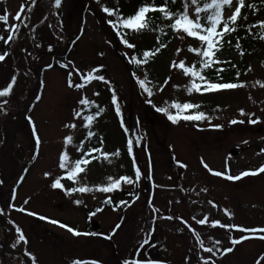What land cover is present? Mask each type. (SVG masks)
<instances>
[{"label":"rangeland","instance_id":"obj_1","mask_svg":"<svg viewBox=\"0 0 264 264\" xmlns=\"http://www.w3.org/2000/svg\"><path fill=\"white\" fill-rule=\"evenodd\" d=\"M26 1L0 0V14L8 13V25L21 22ZM102 2L111 8L116 0H100V3H94L90 12L85 15L84 32L70 57L57 62L60 67L66 66L60 69H46L43 72L41 98L29 116L38 133L37 151L33 150L29 136L16 133L15 118L5 121L3 129L5 144L0 162L2 178L7 187L2 191L0 203L3 206V216L20 230L19 234L29 238L30 242L23 241V247L27 249L21 248V251L29 257L32 264H62L63 262L53 257L63 253L77 258L92 253L98 255L100 259L108 258L113 247L122 260L133 259L138 248L141 250L146 247L150 252L151 249L158 247L163 257L169 259L167 261L176 264H202L204 258L209 259V264L213 261L215 264H256L257 257L264 254V250H261L263 242L258 238L264 233L250 236L232 245L230 242L232 238L238 239L242 235L250 234L212 227L210 224L202 226L195 221L207 217L210 221L218 220L222 224L241 225L249 229L264 227V176L249 178L238 183L242 185L234 186L209 171L211 169L223 172L227 168L229 175H236L237 172L246 170L245 168L254 169L253 167L264 165V151H261L264 149V44L258 51L260 61H248L252 71L244 70V73L251 78L244 87L220 97L222 101L228 103L222 108L224 110L221 113L220 110L213 111L209 117L210 121L203 124L183 120L173 124L155 108L170 106L169 98L176 92L174 86L189 82L190 76H186L182 69L174 67L172 85L165 89L166 94L149 88L152 93L149 96L143 91L137 83L138 80H143V76L139 72L131 75L130 65L126 61L127 54H123L105 23ZM185 2H189L188 11L190 14L193 13L190 0H180L182 4ZM18 11L19 19H13ZM222 11L225 17L232 12L223 9ZM9 30H6L4 22H0V42ZM251 32L255 33V30L252 29ZM43 35L41 30L40 39ZM173 46L175 64L184 61L186 66L199 68V57L188 51L189 42L185 35L180 33ZM235 46L236 40H233L231 47L217 51L216 57L224 63L204 69L202 74L209 77L215 68L238 62L240 54L238 47ZM178 48L179 53L176 51ZM45 63L48 65L47 61ZM92 70H96L93 75H99L104 79L83 81L80 73ZM5 73L7 72L0 71V86L6 81L3 76ZM69 73L72 74L73 83H84V87L81 89L68 87ZM113 94L117 97L120 116H117L115 106L112 104ZM193 95L194 91L188 92L184 97L191 99ZM81 98L91 102L107 100L112 104L114 118L123 123L126 141H131L136 167L142 170L140 177L135 175L134 179H130L133 159L128 156L124 140L119 135L118 124L108 118L109 125L104 132L100 119H96L92 124L97 125L91 130L94 133L92 138L101 140L102 152L112 154L119 150V155H109L105 158L100 153H94L90 157V163L84 166L85 170L79 173L76 179L78 183L98 190L109 184V177L112 180L114 177L119 178L120 166L125 164L127 167L126 173L120 176H127L132 183L121 181L109 192L82 199V206L84 205L87 215L92 212L91 218L100 225V235L106 236V242L111 243L113 247L100 238L80 236L78 238L48 225L46 230L49 233H42L40 227L36 229L27 217L21 215L22 211L16 210L29 208L38 213L47 212L54 218H63L61 222L70 223L73 227L75 225L72 220H77L81 227L85 225L86 212L72 206L73 197L60 189L51 188L52 183L58 178L64 191L74 188L67 179L59 175L63 172L61 168L60 172L57 169V157L61 152H66L71 164L81 156L75 147L77 142L85 140L87 132L90 131L85 130L84 134H77L76 129H81L85 125L83 120L85 115L81 111L84 105L78 103ZM148 98L155 101L153 110L155 116L145 121L144 106ZM174 101L185 102L181 99ZM199 101L202 102L199 108L191 109L189 113L211 109L215 98L207 94L196 98V103ZM102 108L106 113V108L104 106ZM241 109L244 115L240 114ZM168 110L173 112L171 107ZM76 111H81V115L74 118ZM249 119L257 122L250 124ZM232 120L243 123H230ZM69 124H75L76 127L69 128L67 127ZM66 136L72 137V142L67 146L64 145ZM111 136L114 139L113 144ZM18 152H22L20 160H17ZM177 161L186 167H180ZM201 161L208 167L205 168ZM24 166H30L29 172L21 188L16 191L17 195L11 203L14 207L10 208L8 200L12 199L13 187L20 179L18 173H22ZM149 175L151 179L147 178ZM123 193L128 194L129 198H122ZM77 195L80 196L79 193ZM27 197L31 200L29 201ZM110 198H114L117 203L114 207L110 205L106 210L102 201L104 199L111 201ZM97 208L101 211L97 212ZM225 210L231 213L230 217ZM177 217L186 224L181 223V219H176ZM67 219L69 220L66 221ZM117 225L120 227L116 228ZM197 235L204 247L214 250L231 247L233 251L227 253L218 251L215 256H211V253L203 251L201 244L197 242ZM42 236H46L57 245V248L50 249L48 241H39V237ZM144 240H148V244L140 248ZM215 241L220 243L214 244Z\"/></svg>","mask_w":264,"mask_h":264},{"label":"snow or ice","instance_id":"obj_2","mask_svg":"<svg viewBox=\"0 0 264 264\" xmlns=\"http://www.w3.org/2000/svg\"><path fill=\"white\" fill-rule=\"evenodd\" d=\"M172 3H175V0H171ZM61 3V0H55V5L59 6ZM190 4L194 9L193 13H189V2H185L182 4V11H176L173 12L168 7V0H163V2L159 5L151 4L148 2V0H144V2L138 6L137 10L134 14L128 15L127 17H124L122 14L118 12V10H114L112 8L102 6V11L107 14L108 17L116 16L115 20L109 19L107 23L116 31L117 36L120 37V43L123 44L128 49H134L135 45L127 39L126 35H121V29L128 30L134 33H138L142 30H147L150 27L151 23V17L148 15L150 12H159L162 14V17L164 19L169 20L170 28L173 32H182L187 37L194 38L197 40L200 44L198 47H192L191 45L188 46V51L194 53L199 57V68L196 67H189L186 66L184 61H180L179 64H173L172 67H178L182 69L183 73L186 76H190L192 79V83L187 88V91L189 93L196 91L197 93H204V92H210V91H219V90H231L235 89L238 86H243L242 84H237L234 82H222V83H216L208 80L203 74L202 71L204 69L212 68L213 65H219L224 63V61L219 60L216 57V52L219 51L220 45L222 43V37L224 34L233 32L235 30V24L238 20V17L241 13V8L244 6L243 0H236L235 8L231 12L230 15L226 16L224 15L222 9L225 6L231 7L232 6V0H190ZM23 7V6H22ZM248 7H252V5H248ZM22 10V9H21ZM20 17V11L16 13V15L13 17V19L18 20ZM8 20V13L5 12L4 14H0V22L5 23L6 30H9L8 38L4 40V43H8L9 40L13 38V33L17 29V24H7ZM262 28H264V21L258 22ZM222 25V27H220ZM219 29V30H218ZM261 38L264 39V34L261 35ZM160 47H164L163 44H160ZM160 47L156 49L158 52L160 50ZM237 47H239V44H237ZM51 51V48L49 49ZM178 53L180 49L178 48L176 50ZM7 53H4L3 55H0V61H3L5 59V56ZM155 53L151 52L150 50H145L143 52L144 59H138L136 55H132L129 58L130 63H134L137 67H139L142 64H145L147 60L154 56ZM66 65H61V67H65ZM47 67H51V65H47ZM233 67H235L233 65ZM223 68H215L216 75H219L220 72H222ZM96 70L89 71L87 73H80L81 79L83 81L91 82L92 80H103V77H100L99 75H93V73ZM71 73H69V80H68V87L72 88L75 87L77 89H81L84 87V83L77 82L73 83L71 79ZM239 76V73L236 74ZM199 80L201 83H196L195 81ZM15 77H12L11 80L8 82V84L0 89V97H6L9 95L11 89L14 86ZM137 83L139 84L140 88L147 92L149 96H151V89H149L147 85V80H138ZM168 80L165 79L164 84H167ZM175 87V86H174ZM95 94V93H94ZM39 99V97H37ZM112 104L115 106V111L117 116H120V109L117 105V97L115 94L111 97ZM78 103L80 105L84 106H91V101L81 98ZM146 103L151 104V99L146 100ZM171 107L172 109H175V113H170L168 108ZM199 108V105L190 103V102H184V103H178L173 101L170 106L165 107H156L155 110L159 113L164 114L167 119L173 123L176 124L178 120L183 119L184 121H201L204 119H210L206 117L205 113L194 111L189 113L188 110L191 109H197ZM84 109H81L83 111ZM81 111H76L74 113V118L81 115ZM103 109L100 108L96 111L95 115L98 116L100 112H102ZM240 114L244 115L243 109L240 110ZM83 120L85 121V127L91 128V122L94 120V115L89 114L85 115L83 117ZM28 121L30 125H33V136L36 137L37 143H39L38 135L35 131L33 121L30 117H28ZM243 123V121H236L232 120L230 123ZM256 120L249 119L248 123L254 124L256 123ZM123 123L121 124V127H123ZM69 128H75V124H69L67 125ZM214 127L219 128L220 125H214ZM94 136V133L91 131L87 132V139H91ZM72 142L71 136H66L64 138V145L67 146ZM81 145H84V141L82 140ZM128 145V154L129 156L133 155L132 147H131V141L127 142ZM77 151L81 152L80 158L76 159L71 164L68 160V155L66 152H61L59 154V167L62 170H65L66 178L70 181L75 182L77 176L79 173L83 172L85 170L86 165L90 163L89 157H91L92 153H100L105 158H107L109 155H119V150H117L115 153L109 154L102 152V149L100 147H92L87 148L84 150L83 148H78ZM261 151H264L262 149ZM94 158V157H92ZM202 164H204L203 161H201ZM177 164L180 167H186V165L180 163L177 161ZM204 167L207 168V164H204ZM210 173L212 175H215L217 177H222L226 180L235 181L239 180L244 176L248 175H255L258 172H264V165H261L260 168L250 171H242L238 175H229L227 174V168L225 171H213L209 169ZM134 172L137 177L141 176L142 170L136 167L135 161H134ZM47 176L48 174L45 173ZM148 179H151V176L149 175L147 177ZM109 181H111L107 186L101 187L98 190L103 192H109L116 188L121 181H124L125 183H132L131 180L127 176H121L118 180H112L111 177L108 178ZM53 188H63V185L60 183V179L58 178L55 180L52 185ZM68 191H79L81 193H85L89 191L87 187H79V188H70ZM13 199L15 198V194L13 193ZM75 203H79V201H76ZM210 204H212L213 207H216L215 204L212 203V201H209ZM9 207L12 208L14 205L9 204ZM17 211H26L25 209H16ZM97 212L101 211V209L97 208ZM226 214L230 217L231 213H228L227 210H225ZM28 215H36L35 213L28 212ZM94 214V213H93ZM42 220L47 219L46 217L40 216L39 217ZM168 219H172V217H167ZM176 219H181L177 217ZM49 223L58 224L61 228H66V230L72 235H82L84 233H79L72 227H69L67 225H64L58 221L55 220H49ZM199 225H207L210 224L212 227H220L224 229H233L238 230L242 233H248L250 235H242L238 239L232 238L230 240L232 245H236L240 243L241 241L250 238V236H256L258 233H264V227L259 228H244L241 225H235V224H222L218 220H209L207 217L196 219L195 221ZM181 223H185L181 219ZM187 226V225H186ZM120 225H117L116 228H119ZM190 230L191 227L189 226ZM20 230L17 229V233H19ZM195 235V232H193ZM259 239L264 240V235H260ZM25 238L22 234L18 235V241H24ZM197 242L201 244V247L204 252L211 253V256H215L218 251L227 253L233 251V248H223V249H215L210 247H204L203 242L200 240V237L197 235ZM219 241H215L214 244H219ZM145 244H148V240H144L143 243L140 245V248H142ZM139 248L136 250L137 253H139ZM72 264H97L95 261L87 262V261H73ZM122 264H160L159 261L154 260H141V259H126L122 262ZM202 264H209V259L204 258L202 260ZM212 264H215L213 261ZM259 264V262H257Z\"/></svg>","mask_w":264,"mask_h":264},{"label":"trees","instance_id":"obj_3","mask_svg":"<svg viewBox=\"0 0 264 264\" xmlns=\"http://www.w3.org/2000/svg\"><path fill=\"white\" fill-rule=\"evenodd\" d=\"M152 1L155 5H159L163 2V0ZM90 2L91 0H62L57 10L54 11L53 0H36L35 6L28 12V30L31 33V41H28L27 44L22 47L23 62L21 63L22 65L20 66V69L30 77L33 82V86L26 93L19 95V97H15L6 107L7 112L10 113L5 119L9 120L10 117H15V129H20L25 126L27 127L24 118L22 117V112L27 109V105L30 101L31 103L28 106L32 105L33 101L38 97V83L42 76L40 61H44L45 59L52 60L54 57L59 59L60 57L66 56V53L68 52L67 50L70 49L80 36L81 27L84 21L83 15L91 9L89 7L91 6ZM243 3L245 6L241 10L240 17L247 15L248 21L251 23L263 18L264 0H243ZM248 4L252 5L249 10L247 8ZM168 7L173 12H176L179 9L176 3H172L171 0H168ZM119 13L124 17H127L128 15L134 14L135 11H130L127 6L123 4L122 8L119 9ZM255 13H257V16L253 15ZM148 15L151 17V23L147 30L134 33L121 29V35H126L129 42L135 43V48L132 49L131 54L136 55L138 59H144L143 52L145 50H150L155 53V55L151 56L145 64L150 65L149 68L151 70L159 69L158 76L160 77L156 78L154 73L153 77L157 80H161L163 78V74L166 73V68L164 66L165 61L161 57L170 42H173V39L176 37V32L171 30V22L164 19L161 13L150 12ZM37 30H42L44 32L47 31L43 40L36 39ZM114 33L120 40V37L117 36L115 30ZM24 34L25 32H23V27L16 30L15 37L17 40L15 45L21 38L24 37ZM60 39L63 40L62 43H58ZM38 41L43 43V48L37 52L34 43L38 44ZM160 44H163L164 47H160ZM250 46H253V44H250ZM158 47H160V50L157 52L156 49ZM50 48L51 51L49 50ZM14 50L15 46L10 50L6 59L0 63V71L7 72L3 74L6 81L9 82L12 77H15L14 86L9 95L6 97H0V102L8 101L11 98V95H13L23 83V76L17 73L14 69L13 63L16 61V54H14ZM6 81L0 86L1 88L7 85ZM2 135L3 130L0 126V146L3 144Z\"/></svg>","mask_w":264,"mask_h":264}]
</instances>
